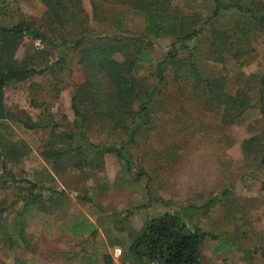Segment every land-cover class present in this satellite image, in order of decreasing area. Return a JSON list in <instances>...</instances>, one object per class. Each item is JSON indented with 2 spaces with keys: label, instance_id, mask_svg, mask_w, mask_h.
Wrapping results in <instances>:
<instances>
[{
  "label": "rangeland",
  "instance_id": "374dc122",
  "mask_svg": "<svg viewBox=\"0 0 264 264\" xmlns=\"http://www.w3.org/2000/svg\"><path fill=\"white\" fill-rule=\"evenodd\" d=\"M172 5L181 14H200L202 21L210 15L208 0H173ZM83 8L88 14L90 28L96 33L145 32L144 16L128 6L105 0H83ZM22 19L42 26L48 23L49 28L44 31L52 37L54 46L45 47L28 38L18 50L17 59L23 60L42 47L50 52V55L46 52L48 64H55L60 55L57 46L61 43L51 32L54 24L44 4L40 0H0V26ZM212 24L205 28L200 36L201 45L194 50L196 63L205 77L223 80L229 96H236L239 90L247 94L248 90L252 108L236 124L226 127L221 122V108L207 109L203 89L194 88L187 80L175 82V69L167 70L166 82L159 86L156 95L152 129L138 138L133 151L137 170L144 169L150 177L149 182L146 178L135 183L111 156L106 158L104 171L89 180L78 172L55 176L40 155L49 133L29 131L19 123L7 121L0 138L5 144L16 145L20 152L23 145H28L30 152L18 164L0 159V176L7 174L6 169L19 180L13 186H5L0 181V209L15 203L4 217L8 224L19 220L18 213L25 204L22 196L29 186L21 181L26 180L44 186L41 193L51 212L31 211L26 215L27 236L32 241L30 249H25L20 242L13 252L0 249V263L18 264L19 260L24 264H104V256L110 255L113 259L115 249L123 251L131 240L130 233L141 230L154 215L202 206L227 191L226 201L220 202L208 215L201 213L196 218L203 230L218 237L216 240L208 238L204 244L202 264H264L260 251L264 247V177L252 179L247 165L250 161H246L242 149L243 142L260 134L263 128L257 102L258 86L250 80L252 76L264 74V36L256 31L250 38V45L246 44L243 50L236 45L229 46L223 61L218 62L213 60L209 48L212 32L234 37L235 26H247V20L228 12ZM153 42L152 55L158 63L170 51L173 38L167 36L153 39ZM62 52L66 67L63 80L55 79V70H49L34 76L28 83L14 84L7 90V110L16 120L40 117L61 122L65 114L69 122L74 121L71 110L74 86L83 83L85 77L76 49L67 47ZM149 80L156 84L152 77ZM45 103L55 116H45ZM107 135L98 137L95 131L93 140H106ZM51 188L53 194L49 191ZM100 188L106 190L97 192ZM51 194L52 198L60 200L56 210L50 202ZM148 204H151L149 208H143ZM127 211H131L130 216L117 219L115 213ZM118 220H122V232L117 230ZM85 222L97 227L96 238L74 234V227ZM115 238L120 244L113 246ZM120 261L122 264L130 262Z\"/></svg>",
  "mask_w": 264,
  "mask_h": 264
},
{
  "label": "trees",
  "instance_id": "16d2710c",
  "mask_svg": "<svg viewBox=\"0 0 264 264\" xmlns=\"http://www.w3.org/2000/svg\"><path fill=\"white\" fill-rule=\"evenodd\" d=\"M40 1L54 24L51 32L61 43L57 46L59 59L55 64L49 65L47 50L42 47L39 52L27 54L23 60L16 57L28 38L45 47L54 46L52 37L44 31V28H49L48 23L42 26L35 21L22 19L12 25L0 26V133L8 120L19 123L21 128L29 131H47L49 135L42 144L40 155L55 176L78 172L82 178L89 180L104 171L106 158L111 156L117 159L121 169L135 183L146 178L149 182L148 173L144 169L137 170L133 151L138 145V138L152 129L156 95L159 86L166 82L165 72L170 68L175 69V82L187 80L194 88L203 89L207 109H222L221 122L226 127L236 124L252 108L248 90L247 94L239 90L236 96H229L225 92L223 80L205 77L196 63L194 50L201 45L200 36L205 28L212 26L213 21L228 12L246 19L247 26L236 25L234 37L223 32H212L209 48L214 61H223L224 54L231 45L243 50L246 44L250 45V38L256 31L264 36L263 0H247V3L243 2L245 0H208L210 15L203 21L200 14L178 12L172 5L173 0H105L128 6L137 14L143 15L146 27L141 34L117 30L96 33L89 26L83 0ZM167 36L173 38L170 51L163 61L155 63L152 55L155 45L153 39ZM67 47H74L78 52L79 65L85 77L83 83L74 86L71 100L74 121L69 122L65 114L62 115L61 122L40 117L37 120H16L7 110V90L14 84L28 83L34 76L45 74L49 70H55V79L63 80L62 74L66 67L62 51ZM239 53L243 55V52ZM151 77L156 84L149 80ZM250 82H255L258 86L257 102L263 118V128L260 134L246 139L242 149L246 161H250L247 162L250 166L249 174L252 179L257 180L259 176L264 177V74L252 76ZM43 108L45 116H55L47 103L43 104ZM95 131L98 137L108 134L107 139L94 142ZM23 148L20 152L16 145L10 142L5 144L0 138V159L4 158L3 162L13 160L18 164L30 152L28 145H23ZM4 166L6 168L5 163ZM4 172L7 174L0 176V181L5 186L19 183L9 171L4 169ZM21 183L29 186L25 190L26 195L22 196L25 204L18 213L19 220L8 224L4 217V213L15 203L0 209V249L10 252L14 251L18 242L25 249L31 247L32 241L27 236L25 226L26 215L31 211L51 212L41 193L44 186L39 182L26 180ZM105 190L106 188H100L97 192ZM49 191L52 193V188ZM52 194L50 202L54 203L56 210L60 200L52 198ZM228 195L226 191L207 200L202 206H188L154 215L141 230L130 233L131 240L123 247L122 259L135 264H202L204 244L208 238L216 240L218 237L203 230L196 218L201 213L208 215L220 202L226 201ZM151 202L154 203L153 198ZM150 205L143 208H149ZM115 215L118 219L130 216L131 211ZM116 227L119 232L124 231L122 220L116 222ZM74 234H89L91 238H96L98 230L95 225L85 222L74 227ZM113 244H120L119 239L115 238ZM260 251L264 258V247ZM103 259L104 264H113L110 255ZM17 263L24 264L19 260Z\"/></svg>",
  "mask_w": 264,
  "mask_h": 264
},
{
  "label": "built area",
  "instance_id": "2783aa9c",
  "mask_svg": "<svg viewBox=\"0 0 264 264\" xmlns=\"http://www.w3.org/2000/svg\"><path fill=\"white\" fill-rule=\"evenodd\" d=\"M123 258V251L122 249L120 248H117L114 250L113 252V261H114V264H122L121 263V259ZM129 264H135L133 261H130ZM150 264H162V263H159V262H151Z\"/></svg>",
  "mask_w": 264,
  "mask_h": 264
},
{
  "label": "crops",
  "instance_id": "0c3cea01",
  "mask_svg": "<svg viewBox=\"0 0 264 264\" xmlns=\"http://www.w3.org/2000/svg\"><path fill=\"white\" fill-rule=\"evenodd\" d=\"M23 185H25V184H23Z\"/></svg>",
  "mask_w": 264,
  "mask_h": 264
}]
</instances>
